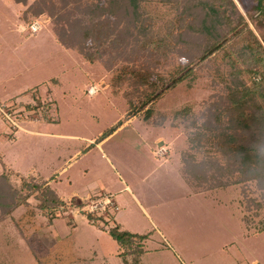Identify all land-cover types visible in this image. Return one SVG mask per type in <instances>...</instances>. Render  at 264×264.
<instances>
[{
  "label": "rangeland",
  "instance_id": "374dc122",
  "mask_svg": "<svg viewBox=\"0 0 264 264\" xmlns=\"http://www.w3.org/2000/svg\"><path fill=\"white\" fill-rule=\"evenodd\" d=\"M31 1L0 0V264H124L108 231L115 223L147 235L142 264H264V230L253 232L264 207L246 208L239 183L194 191L179 170L186 129L179 119L172 125L173 114L183 106L197 112L220 91L211 64L195 67L154 100L149 122L139 112L98 141L128 110L127 84H111L120 64L147 60L162 71L187 63L188 51L155 63L151 53L111 47L90 62L57 40L46 15L31 21L39 22L37 31L29 29L23 10ZM234 2L244 31L264 33L262 18ZM165 8L155 1L154 9ZM122 23L119 16L112 25ZM14 171L48 180L65 198L92 189L103 191L90 195L114 192L119 208L114 218L103 213L102 221H92L80 205L67 203L49 220L31 195L8 211L14 201L9 186L21 180Z\"/></svg>",
  "mask_w": 264,
  "mask_h": 264
},
{
  "label": "trees",
  "instance_id": "16d2710c",
  "mask_svg": "<svg viewBox=\"0 0 264 264\" xmlns=\"http://www.w3.org/2000/svg\"><path fill=\"white\" fill-rule=\"evenodd\" d=\"M155 1L166 6L165 10L154 9ZM39 15L51 19L62 45L76 49L90 62L111 47L151 53L149 58L155 63L175 51H188L187 63L162 71L147 60L139 66L121 63L111 84H127L123 92L128 110L98 141L139 112L149 122L155 112L154 100L192 75L195 67L210 63L215 78L222 82L220 91L197 112L183 106L173 114L172 125L179 126L182 121L186 129L179 170L194 191L239 183L246 208L253 206L258 211L264 207V33L258 36L248 26L244 31L246 23L234 0H106L104 5L100 0H32L23 10L25 21ZM119 16L122 25H112ZM164 120L165 115L159 123ZM16 174L21 180L18 186H9L14 201L8 211L26 204L31 195L49 220L57 216L60 205L66 206L67 201L45 180ZM69 201L81 203L76 196ZM86 216L102 221L95 213L86 212ZM244 221L247 224L246 218ZM254 230H264V220ZM108 231L119 244L118 256L124 264H142L145 233L133 232L120 223Z\"/></svg>",
  "mask_w": 264,
  "mask_h": 264
},
{
  "label": "built area",
  "instance_id": "2783aa9c",
  "mask_svg": "<svg viewBox=\"0 0 264 264\" xmlns=\"http://www.w3.org/2000/svg\"><path fill=\"white\" fill-rule=\"evenodd\" d=\"M39 22L37 20L29 23L28 27L29 29L34 32L37 31L39 28ZM97 90L95 85H90L88 87V92L93 94ZM158 151L163 154L166 151V148L164 145L160 144L158 146ZM88 195V196H87ZM85 198H79L81 203L76 204L80 205V208L82 210H85L84 212H91L95 213L98 216L109 215L110 213H114L119 208V205L115 201V197L113 193L111 192H105L100 194H87ZM70 204V202H67ZM72 204V203H71Z\"/></svg>",
  "mask_w": 264,
  "mask_h": 264
},
{
  "label": "flooded vegetation",
  "instance_id": "af4514ba",
  "mask_svg": "<svg viewBox=\"0 0 264 264\" xmlns=\"http://www.w3.org/2000/svg\"><path fill=\"white\" fill-rule=\"evenodd\" d=\"M241 7L248 6L250 10H254L260 18H262L264 23V0H238ZM251 14H248V20H251ZM255 23V22H253Z\"/></svg>",
  "mask_w": 264,
  "mask_h": 264
},
{
  "label": "crops",
  "instance_id": "0c3cea01",
  "mask_svg": "<svg viewBox=\"0 0 264 264\" xmlns=\"http://www.w3.org/2000/svg\"><path fill=\"white\" fill-rule=\"evenodd\" d=\"M91 85H93V84H91ZM128 120H130V117H129L128 119H126L124 122H126V121H128ZM124 122H123V123H124ZM123 123H122V124H123ZM159 137H160V136H157V137H156V140H157V139L159 140ZM100 141H101V140H100ZM159 141H160V140H159ZM63 168H64V167H62V169H63ZM14 172H18V171H14ZM44 180H45V179H44ZM45 181H46V183H48V184L50 185V183L48 182V180H45ZM52 188H54V187H52ZM54 189H55V188H54ZM55 191H56V190H55ZM96 191L98 192V191H103V190H95V189H92V190H89L88 192H86V194H82V195L77 194V193H71V194H70L68 197H66V198L60 196L59 194H58V195H59L61 198H63V199L66 200L67 198H71L72 196L83 197V196H86L87 194H89V193H91V192H96ZM56 192H57V191H56ZM104 192H106V191H104ZM109 192H111V191H109ZM57 193H58V192H57ZM111 193H113V195H115L114 192H111Z\"/></svg>",
  "mask_w": 264,
  "mask_h": 264
}]
</instances>
